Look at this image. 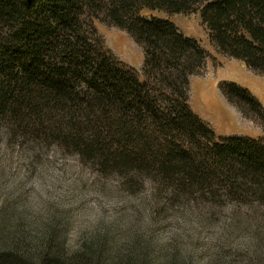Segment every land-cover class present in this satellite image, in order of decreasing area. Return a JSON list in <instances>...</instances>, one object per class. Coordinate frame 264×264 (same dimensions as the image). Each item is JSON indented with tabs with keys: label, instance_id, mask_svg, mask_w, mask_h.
I'll return each instance as SVG.
<instances>
[{
	"label": "trees",
	"instance_id": "1",
	"mask_svg": "<svg viewBox=\"0 0 264 264\" xmlns=\"http://www.w3.org/2000/svg\"><path fill=\"white\" fill-rule=\"evenodd\" d=\"M199 9L217 50L264 72V0H0V129L57 145L124 186L167 201L264 209V134L217 136L189 105V76L208 53L167 14ZM124 30L143 53L140 80L104 45L92 23ZM217 88L241 116L264 127L245 87ZM69 261L57 250L25 256L0 249V264H100L97 246Z\"/></svg>",
	"mask_w": 264,
	"mask_h": 264
},
{
	"label": "rangeland",
	"instance_id": "2",
	"mask_svg": "<svg viewBox=\"0 0 264 264\" xmlns=\"http://www.w3.org/2000/svg\"><path fill=\"white\" fill-rule=\"evenodd\" d=\"M149 13L171 20L208 53L201 71L189 76V100L218 132L232 134L216 133L197 115L217 136H263L261 124L238 112L239 117L222 100L217 84L227 80L247 88L242 84L254 81L259 90L247 89L264 108V72L220 53L198 8L142 12ZM92 23L106 48L141 80V46L124 30L99 19ZM136 187L127 188L115 174H100L57 145L28 143L0 129V249L35 256L52 248L69 261L78 253L95 256L79 250L98 245L100 264H264L263 208L171 204L162 192Z\"/></svg>",
	"mask_w": 264,
	"mask_h": 264
},
{
	"label": "crops",
	"instance_id": "3",
	"mask_svg": "<svg viewBox=\"0 0 264 264\" xmlns=\"http://www.w3.org/2000/svg\"><path fill=\"white\" fill-rule=\"evenodd\" d=\"M234 60H236V59H234ZM131 65H132V64H131ZM207 68H208V69H207ZM206 69H207L208 72H211V71H212V68H211L210 66H208V65L206 66L205 71H206ZM205 71H204V72H205ZM191 76H194V75H191ZM191 76H190V77H191ZM242 85H245V86H246L247 88H249L254 94L256 93V90H259V88L256 86V84L254 83V81L250 82L249 84H242ZM219 93H220V92H219ZM220 95H221V94H220ZM258 95H259V94H258ZM221 98H222V100H224V101L228 104V102L224 99V97H223L222 95H221ZM189 104H190V107L192 108L193 112L196 113V114H198L200 117L204 118L206 121H208V122L210 123V125L213 127V129L215 130L216 133H218V134H232V132H229V131L218 132V131L216 130L215 125H214L212 122H210V121L208 120V118H207L206 116H204V114H203L202 112H200V110L198 109V108H199L198 106L192 104L190 100H189ZM229 105H230V104H229ZM230 106L233 108V110L235 111V113L240 117L238 111H237L232 105H230ZM233 133H235V132H233Z\"/></svg>",
	"mask_w": 264,
	"mask_h": 264
}]
</instances>
